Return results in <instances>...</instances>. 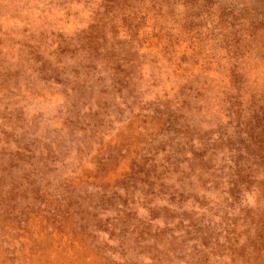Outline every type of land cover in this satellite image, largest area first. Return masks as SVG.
Returning <instances> with one entry per match:
<instances>
[{"label": "rangeland", "instance_id": "374dc122", "mask_svg": "<svg viewBox=\"0 0 264 264\" xmlns=\"http://www.w3.org/2000/svg\"><path fill=\"white\" fill-rule=\"evenodd\" d=\"M0 264H264V0H0Z\"/></svg>", "mask_w": 264, "mask_h": 264}]
</instances>
